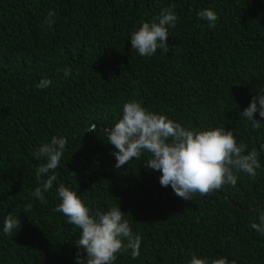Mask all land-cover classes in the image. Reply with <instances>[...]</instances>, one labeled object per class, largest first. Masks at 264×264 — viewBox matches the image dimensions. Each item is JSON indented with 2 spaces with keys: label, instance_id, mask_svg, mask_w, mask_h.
Listing matches in <instances>:
<instances>
[{
  "label": "trees",
  "instance_id": "1",
  "mask_svg": "<svg viewBox=\"0 0 264 264\" xmlns=\"http://www.w3.org/2000/svg\"><path fill=\"white\" fill-rule=\"evenodd\" d=\"M171 4L169 48L142 57L131 34ZM203 9L216 12L215 27ZM261 88L264 0H0V264H77L80 229L55 211L60 184L93 213L119 206L141 235L140 256L129 249L114 264H190L194 254L264 264V236L251 227L264 212V118L254 113V129L242 116ZM132 100L190 129H231L259 153L255 179L239 172L235 186L185 201L145 167L148 154L117 170L107 130ZM92 124L97 133L85 131ZM53 136L68 145L41 202L31 193L46 161L33 153ZM10 213L21 224L13 235L3 232Z\"/></svg>",
  "mask_w": 264,
  "mask_h": 264
},
{
  "label": "clouds",
  "instance_id": "2",
  "mask_svg": "<svg viewBox=\"0 0 264 264\" xmlns=\"http://www.w3.org/2000/svg\"><path fill=\"white\" fill-rule=\"evenodd\" d=\"M175 4L162 11L158 22H143L131 34V47L136 49L142 57H151L157 49L167 50L168 27L174 28L177 23ZM53 11H49L45 23L51 27ZM198 17L208 22L209 28L215 27L218 16L212 9H203ZM65 76L71 75V70L63 69ZM51 84L48 78L41 79L38 88L44 89ZM259 111L264 118V88L252 97L242 116L251 121L254 129L260 128V122L254 119V113ZM96 125L92 124L85 131L96 132ZM108 143L116 151L115 168L145 158V167L162 173L160 183L167 187L171 185L175 194L185 201L199 193L209 195L224 185L235 186L236 173L244 172L255 179L257 169L261 167L259 153L247 150V146L237 143L231 129L224 125L208 129H190L181 123L170 119L166 114L148 111L139 101L132 100L124 104L122 118L108 129ZM97 133V132H96ZM68 141L65 137L53 136L50 142H45L38 151L34 152L35 159L46 161L36 169V178L40 186L31 195L44 201L43 193L53 187L57 180L55 170L61 163ZM46 179H43L45 174ZM61 203L55 211L61 212L67 222L80 229L77 246V264H114L119 253H127L131 249V258L140 256L142 237L134 233L130 223L124 217L120 207H112L105 212H91L77 192L64 184L57 188ZM31 204L24 207L30 212ZM21 227L20 220L11 213L5 218L3 232L13 235ZM251 227L264 236V212L259 214V223L253 222ZM86 253V255H84ZM190 264H235L227 257H220L209 261L193 255Z\"/></svg>",
  "mask_w": 264,
  "mask_h": 264
}]
</instances>
